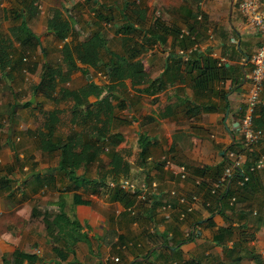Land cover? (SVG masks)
I'll return each instance as SVG.
<instances>
[{
  "label": "crops",
  "instance_id": "obj_1",
  "mask_svg": "<svg viewBox=\"0 0 264 264\" xmlns=\"http://www.w3.org/2000/svg\"><path fill=\"white\" fill-rule=\"evenodd\" d=\"M86 1L17 0L16 3L13 0H0V33L9 43L11 48L8 50H11V55H14V58H19L21 53L17 34L22 32L19 28L22 20H27L40 42L39 50L46 53L42 62H39L33 71L30 72L26 67L23 70L21 68L12 70L8 84L6 83L8 76L6 70L11 69V67L7 66L6 70L0 69V100L2 94L9 89L18 94L15 105L17 110H15L14 115L13 110L9 112L11 115L10 122H12V125L9 124L12 129L9 130L13 137L8 141V146L9 151H16L19 155L10 170L14 172L17 169L15 167H19L20 158L24 160V168L29 169L33 166L31 171L26 174L20 172L16 182L8 174L0 175V193L2 194V196L0 195V212L4 211V209L2 210L3 199L7 202L5 205L10 206L12 211L10 221L0 216L1 222L8 225L4 228L6 232L0 233V264H6L4 257L12 259V254L17 249L37 254L38 258L33 261L26 259V264H188L192 258L205 260L209 264H216L220 261H224L226 264H237V262H232V259H228L225 245L218 243L215 238L219 227L228 223L224 216L218 212L214 197L209 193L214 192V184L218 178L217 173H215L216 170H213V173L202 168H215L218 165L227 164V161L230 162L228 153L226 157L228 148L235 140L242 141L240 121L246 105L245 95L251 84L252 63L250 58L259 45L260 35L240 12L239 0H160L158 2V18L169 24L176 23L182 26L198 19L196 24L197 49L201 55L199 58L196 56V60L198 58L201 61L199 62L200 67L194 68L193 65H188L187 68L185 64L178 66L175 59L181 48L173 46L172 35L168 36L166 45L158 42L153 48L146 51L150 53L158 49V56L146 52L139 56L147 71L152 69L153 64L156 63L154 65L156 70L151 72V77L160 76L164 72L167 73L165 76L166 86L156 93L142 94L140 102L136 106H132V104L128 106L130 109L127 108L126 115H119L124 110H119L117 115L132 117L136 113V109H139L141 117L135 119L138 126L136 140L138 141L140 131H147L158 141V163L149 164L146 170L138 167L137 172L141 171V176L133 174L134 169L132 168V176H136L140 180L144 179L143 182L146 180H151L150 183L158 181V191H152L149 200L137 199L136 202L134 200L127 205V199L113 198L114 191L112 188L117 186H110L109 182L116 180L110 177H106L105 180L102 173H106V171L100 169L110 163L107 152L104 151L92 157L91 162L87 164L89 169L87 170L82 166L78 170L80 176L71 179L60 165V151L58 150L52 159L54 153L45 154L46 151L40 148L37 138L38 130L42 126L45 128L44 121L47 112L54 109H59L57 116L60 119L57 122L56 135L66 138L72 134V131L66 133L61 130L65 118H69V120L71 119L69 123L71 127L77 129L78 133L88 130L85 137L91 138L92 131L89 127L95 123V115L93 118L82 121V123L73 121L76 113L77 116L81 115L79 114L81 107H76L73 99L63 98L62 90L67 87L82 89L90 86L92 82L97 85L109 84L111 82L109 72L117 63V56L112 54L110 50L124 54L129 49V46H127L128 49L125 48L124 38L128 34L124 32H117L118 37L122 38V51L112 49L109 46L110 40L107 41L105 47H101L103 44L101 38L94 35L93 39L101 47L102 54L97 65H87L78 60V68L72 72L70 79L66 82L60 81L57 84L53 95L55 97H48L44 91L35 93V85L40 82L44 71V61L50 62L48 60L49 51L54 49L59 53L61 52L62 55V46L65 41L73 38V35L64 40L57 37L55 28L50 29L51 21L54 18L60 17L64 21H70L75 31H79L77 29L81 28L85 32L84 36L91 37L95 34L96 31H93L92 27H86L85 31L82 24L79 26L81 22L76 17L74 19L71 17V15H76L74 9L80 10V16L83 15L86 10L84 8ZM127 1L130 2V8H134L133 4L138 5L137 2H140V0ZM26 2L29 5V10L24 8ZM96 2L99 3L96 7H100L101 0H96ZM117 2L119 4V1ZM261 2L264 8V0ZM57 3H59L58 7L55 6ZM123 3L119 4L118 8L122 9L126 5L125 0ZM103 4L106 7L107 4ZM150 6L151 11L152 4ZM10 7H20L21 11L26 14L16 18L10 12ZM67 9H69L70 14L66 12ZM150 11L148 10V17L150 19L156 18L157 16L154 17ZM91 12L97 18L99 11ZM40 13L42 17L38 18ZM123 21L122 18L121 22ZM116 26L118 27L119 23ZM184 29H187V26ZM46 30L48 34H44ZM89 32L91 33L89 34ZM84 36L80 32L77 34L76 40H84ZM142 39L143 36L139 40ZM143 54L149 55L142 57ZM210 58H216L226 64L230 68L232 77L226 76V71L219 69L218 66L220 65L216 66L215 63H210ZM60 60L61 63L57 65L51 64L54 66L62 65L61 57ZM25 71L29 72V76L32 75V77L27 76ZM198 75L200 76L196 78ZM27 79L28 82H26ZM33 82L35 83L34 88ZM124 83L126 89L118 86L117 90L113 91L114 95H122L127 98L129 94H137L132 87L130 78H127ZM33 96H35V101L31 102ZM12 98L14 100L15 96L10 97L11 100ZM97 99L98 97L94 94L89 96V106H92L94 111H98L100 108L96 102ZM111 100L116 104L118 97H111ZM27 101H30L31 104H27ZM68 102L72 104L73 108L66 112V103ZM262 111H264V88L257 109V117H263L262 129L264 130ZM6 114L0 112V118L7 119ZM100 117L106 120L109 119L110 114L101 112ZM41 120L43 123H40ZM238 121L239 124L237 125ZM126 122L119 117L113 118L109 136L112 134L118 136H113L110 139L113 144L106 145V151H110L114 147L123 148L119 142L130 140L127 129L121 128V124L125 125ZM128 125L132 126L131 124ZM11 132L5 131L6 136H8L6 138H9ZM4 134L2 131L0 137ZM96 136L99 138L98 133ZM115 138L120 141L117 143ZM4 140L1 139L0 142H4ZM106 140L109 139L106 138ZM30 142L37 145L41 155L45 158L28 162L26 156L28 158L29 154L25 151L30 148ZM263 144L264 138L255 148L261 149ZM98 145L100 144L97 143L96 146ZM21 147L25 149L21 151ZM0 148L3 149L2 145ZM105 153L108 161L100 157ZM168 160L174 166L185 165L189 172L188 178L174 174L167 165ZM53 161L57 163L53 164ZM38 165L43 169H37ZM35 170H41L40 173H37L40 175L35 177L32 176L34 174H30ZM99 170L102 173L99 174ZM258 170L264 176V169ZM48 172L50 173L49 176ZM59 172H65L66 175H61L59 179L56 175ZM83 179L89 181L90 184L84 183ZM97 180L99 182L105 180L108 183V188L100 187ZM58 182L63 183L65 189H59L56 198L51 199L50 197L44 205L40 204L39 207L44 211L49 207L56 213L63 208L67 214V220L62 221L65 223H61L64 226L62 230L69 232V235L65 234V238L69 240V248L72 252L65 260H62L55 251L56 243L49 239L43 216L32 215L34 207L39 205V201L35 198L41 194L44 197L45 193L51 189L50 186H56ZM76 194H81L82 199L90 200L89 203L75 202ZM193 194H197L200 199L193 212L189 213L185 222L175 221V218L179 216L180 207L185 208V205L179 202L180 197L183 195L191 197ZM71 198L73 201H69ZM257 198H264V190L258 192ZM165 202H173L175 205L171 219L164 217L163 204ZM23 203L32 204L28 207H21ZM255 205L258 207L257 209H254ZM259 205L260 201L252 203L250 199L239 202L236 211L240 213L235 215V224L241 221L240 216L245 214L247 210L253 211L255 214ZM129 209L134 210L136 215ZM242 211L244 212L241 213ZM196 223L199 228L198 235L192 240L184 242L183 237L188 236L192 225ZM263 225L255 232V226L250 223L248 232L245 234L247 238L245 242L246 245L255 248L257 255L254 257L251 254L245 255L239 264H264V241H262L260 232ZM177 226L180 227L179 230ZM35 227H38L39 230ZM29 239L32 243L38 239V245L29 246ZM232 244V240H229L228 246H232ZM171 249L175 250L173 256L170 252ZM8 253L11 255L7 256ZM115 256L120 259L115 261Z\"/></svg>",
  "mask_w": 264,
  "mask_h": 264
},
{
  "label": "trees",
  "instance_id": "obj_2",
  "mask_svg": "<svg viewBox=\"0 0 264 264\" xmlns=\"http://www.w3.org/2000/svg\"><path fill=\"white\" fill-rule=\"evenodd\" d=\"M35 1V0H34ZM87 0L86 3L90 4L95 11H99L97 14L98 30L91 37L87 36L84 40H76L77 34L79 31H75L70 21H64L62 18L53 19L52 26L56 30L57 37L60 40H64L70 35H73V38L66 40L62 46V65L54 66L48 61H44V71L42 78L38 84L35 85V93L38 91H44L48 97H55L54 92L56 91L57 84L62 81L66 82L70 79L72 72L78 68V60L87 65H97L100 59L102 58L101 47H105L108 41V37L105 32V27L102 25V21H109L112 23L114 17L117 14L116 12L120 10V16H123V22H119L118 28L119 32H124L128 34L124 38L125 48L129 46V49L126 50V53L119 54L117 52H110L117 56L116 65L113 66L109 75L111 77V82L106 85H97L92 82L88 87L82 89H70L64 88L62 90L63 98L73 99L75 101L76 107H81L80 117L77 122L82 123L87 118H93L95 115L96 121L93 125L89 127L92 131L91 138L85 137L88 130H83V132L78 133L77 129L72 131V134L69 137L63 138L55 134L57 129V122L60 119L57 116L59 109H54L47 112L46 120L44 121V127L38 130V142L40 147L44 151H49L54 153L55 151L61 152L60 165L68 173L71 179H76L79 174L78 170L85 165V168L88 170L89 167L87 164L91 162V158L99 155L102 152H107L110 157V163L105 165L101 170H105L106 173L104 178L110 177L116 181H119L123 178H130L132 163L129 159V156L133 153L132 149H122V148H112L110 151H106L105 146L111 143L110 139L118 135L112 134L109 136V131L111 130L110 125L113 122V118L119 117L117 112L119 110H124L129 108L128 106H136L141 99L142 94L156 93L159 89H163L166 86L165 76L167 73H163L160 76L151 77V72H154L155 64H153L152 69L149 71L146 70L145 65L142 59L139 58L143 52L148 51L150 48H153L158 42L166 45L167 38L169 35L173 36V46L180 47L183 52L178 53L175 63L179 66L185 64L188 68V65H193L200 67L199 56L201 55L197 49V31L196 24L198 19L194 22H188L182 26L172 23L169 24L165 20H161L158 16L154 19H150L147 15L149 10V5L145 0L137 2L138 5L133 4L134 8H130V2L126 1V5L122 9L118 8L119 4L110 5L109 12L102 11L100 7H105L103 3H100V7H96L99 3L96 0ZM136 1V0H134ZM24 8L29 10V5L26 2ZM26 10V11H27ZM38 12V11H37ZM26 13L22 12L21 9L14 10V17L20 18L21 15ZM116 25V24H115ZM187 26V29L184 27ZM21 33L17 37L20 41V51L19 58H14V55H11L8 50L10 47L7 40L2 37L0 33V69H5L7 66H10L11 69L7 71L6 83L8 84L11 76L10 73L12 70L21 68L23 70L25 67L29 71H33L35 66L39 63V60L35 58L37 51L39 50V40L34 34L33 30L30 28L27 20H22L19 24ZM139 31V35L143 36L142 40L134 37V33ZM97 35L101 38L103 44L101 47L93 39V36ZM191 50V51H189ZM148 53V52H146ZM175 53V52H174ZM42 59H44L45 52H41ZM32 56L34 58H32ZM158 56V54H157ZM196 56H198L196 60ZM155 62V61H154ZM210 63H215L219 69L226 71V76L232 77L230 68L226 66L223 62L217 60L216 58H210ZM220 62V63H219ZM158 63V62H157ZM198 75L196 78H198ZM127 78L132 80V87L135 89L137 94L127 96V98L122 95H114L113 91L117 90L118 86L124 87L126 89V84L124 83ZM15 97L17 93L15 92ZM94 94L98 97L97 104L100 108L98 111H94L89 102V96ZM124 94V93H121ZM112 97H118V102L114 104L111 100ZM14 101V100H13ZM11 103V102H10ZM15 103L12 102L11 106L13 107V115L15 114ZM27 104H31L30 101H27ZM130 109V108H129ZM131 111V110H130ZM101 112L110 114L109 119L103 120L100 117ZM136 112L139 113V109H136ZM112 114V115H111ZM264 111H262V115ZM8 119H11L10 113L6 114ZM102 119V120H101ZM125 121L124 118H121ZM135 119H139L136 117ZM255 125L259 128L263 127V117H255ZM101 122V123H100ZM100 123V124H99ZM142 126V124H141ZM45 129V130H44ZM97 131V132H96ZM98 133L99 138L96 136ZM56 137V141L53 138ZM108 138L109 140H106ZM113 142V141H112ZM99 143L100 145L96 146ZM138 144L140 147L139 151V160L137 164L142 168L146 169L150 159L154 154V149L158 144L153 137L147 131H140L138 135ZM262 144V143H261ZM247 148V149H246ZM231 150H237L240 153H244L246 159L244 161L242 168H235L231 176V180L225 186L219 188L215 193L209 189V193L214 197V203L217 207V210L220 214L224 216L227 224H224L219 227L217 233L215 234L216 241L218 243H223L225 245V250L227 252L228 259H232V262H239L243 259L245 255L251 254L253 257L256 256V250L254 247L246 245V236L248 232L250 223L255 226L254 231L264 224V198L258 199V192L264 190V176H262L259 170L252 169V166L256 164L257 160L264 154V144L261 146V149H257L254 146L248 148L243 146L241 142L235 140V142L228 148L227 153ZM246 150V152H245ZM218 165L217 167H204L202 169L211 171L216 170L217 177L220 178L228 165ZM214 173V172H213ZM248 176L249 179L245 181V177ZM216 177V178H217ZM217 178V179H218ZM104 180V182H106ZM98 181V180H97ZM96 181V182H97ZM241 181H245L243 184ZM101 183L98 181V184ZM114 191V199H127V205L137 201V194L131 193L125 189L120 188L119 186L112 188ZM154 195V194H153ZM152 196V195H151ZM150 196V197H151ZM156 196V195H155ZM251 200L252 203L260 201L258 211L253 214V211L247 210L245 214L240 216L238 224H235V215H237L236 207L239 206V202L245 200ZM90 200L82 199L81 194L75 195V202L89 203ZM249 207V206H247ZM131 209V208H130ZM129 209V210H130ZM134 215L136 213L134 210H130ZM242 211L241 213H243ZM240 213V212H239ZM238 213V214H239ZM231 214V215H230ZM34 216H43V220L46 224L47 234L49 239L56 243L54 247L58 256L62 260L67 259L69 254L72 252L69 248V240L65 238L66 235H69V232L62 230L64 226L62 221L67 220V214L64 209L61 208L57 213L46 209L45 211L39 206L34 207L33 214ZM187 219V217H186ZM186 219L182 220L175 218V221L185 222ZM210 219V218H209ZM208 219V220H209ZM62 222V223H61ZM197 224V223H196ZM179 226L177 229L179 230ZM198 230L191 232L188 236L183 237V241H189L195 238L198 235ZM66 234V235H65ZM175 237V235H174ZM232 240V246H228V241ZM178 250V248H176ZM172 256L175 254V250L171 249L170 251ZM38 258L37 254L25 252L23 250L17 249L12 254V259L4 257L6 264H26L25 260L33 261ZM188 264H209L205 260L198 258H192L188 261ZM216 264H226L224 261L217 262Z\"/></svg>",
  "mask_w": 264,
  "mask_h": 264
},
{
  "label": "rangeland",
  "instance_id": "obj_3",
  "mask_svg": "<svg viewBox=\"0 0 264 264\" xmlns=\"http://www.w3.org/2000/svg\"><path fill=\"white\" fill-rule=\"evenodd\" d=\"M9 1H12V0H9ZM13 1H17V0H13ZM90 1V4L92 3V1L91 0H89ZM108 1V2H107ZM112 1V0H111ZM109 1V0H101V3L103 2V3H105V4H107L106 5V7H100V9L102 10V11H106V12H109V8H110V4L112 5V4H117L118 2L117 1H119V4H122L123 3V0H114V1ZM140 1H142V0H140ZM146 2H147V4L149 5V11H150V8H151V6H150V4H152V10L150 11V14H152L153 13V16L154 17H156V16H158V2L160 1V0H145ZM81 2H83V1H81ZM17 3V2H16ZM13 4H15V3H13ZM90 4H87L86 3V5L84 6V8H86V10L84 11V13H83V15L82 16H80L81 14H79V11L80 10H77V9H74L75 10V14L76 15H71V17L74 19L75 17H76V19L79 21V22H81L80 24H79V26H81V24L84 26V29H85V31H86V27L87 28H91L92 27V29H93V31H96V30H98V22H97V18H96V16L95 15H93V13L91 12V11H95L94 10V8L90 5ZM124 4V3H123ZM16 6V5H15ZM56 7H58L59 6V3H57L56 5H55ZM88 7H90V8H88ZM120 7H122L121 5H120ZM73 8V7H72ZM19 10V9H21L20 7L18 8V7H10L9 8V10H10V12L12 13V15L14 16V10ZM42 10V9H41ZM49 10H50V8H49ZM68 11H66L68 14H70L69 13V9H67ZM91 10V11H90ZM48 11V10H47ZM51 11V10H50ZM117 14H115L116 16L114 17V20L112 21V23L111 22H109V21H102V25L105 27V32H106V35L108 36V40H110L109 41V46L112 48V49H114V50H116V51H122V38H119L118 37V28H116L117 26L115 25V24H118L119 22H121L122 21V17L120 16V14L118 13V11L116 12ZM119 15V16H118ZM118 16V17H117ZM42 17V14L40 13V15H38V18H41ZM73 19H71L72 21H73ZM19 20H21V19H19ZM44 21H45V19H44ZM116 21H118V23H116ZM37 23V22H36ZM35 23V24H36ZM52 24H53V22H52ZM116 26V27H115ZM50 29H54V27L53 26H51L50 27ZM77 29V28H76ZM77 30H79L81 33H82V36H84V34H85V32L81 29V28H78ZM91 32H89V34H90ZM36 34V33H35ZM44 34H48V32H47V30L44 32ZM87 36H84L83 38H86ZM134 37L135 38H138V39H140V38H142V36H141V34L139 35V31L138 32H136V33H134ZM82 38V37H81ZM41 50H39L37 53H36V56H35V58H37L38 60H39V62H42V54H41ZM149 53V52H148ZM149 54H151V55H154V54H158V49H157V51H153V52H150ZM149 54H143V56L142 57H145V56H148ZM60 57H61V59H62V55H61V52L59 53V51H55L54 49H52V50H50L49 51V53H48V60L50 61V63H52V64H55V65H57V64H59V63H61V60H60ZM32 58H34L33 56H32ZM44 69V68H43ZM31 72V71H30ZM25 73H26V75L27 76H29L30 75V73L29 72H26L25 71ZM40 76V75H39ZM30 78L32 77V75L31 76H29ZM30 78H29V80H30ZM36 78V77H35ZM34 78V79H35ZM28 79L26 80V82H28L29 81ZM84 80H85V78H84ZM25 82V83H26ZM19 83H21V82H19ZM34 82H33V88H34ZM32 88V89H33ZM5 89V88H4ZM12 91H14V90H12ZM10 89L9 90H7V92H5L4 94H2V101L0 102V112H5V113H9V112H11V110H13L14 109V105H13V107L11 106V104H12V102H13V98H12V100L10 99V97H12V96H15L14 94L15 93H13ZM18 95V94H17ZM6 96H7V98H6ZM112 97V96H111ZM15 101L17 100L16 99V97H15V99H14ZM11 102V103H10ZM73 107H72V104L70 103V102H68V103H66V112L67 111H69V110H71ZM15 110H17V108L15 107ZM120 112V111H119ZM119 112H117V113H119ZM127 112H128V110L127 109H124V111H122V112H120L119 113V115H126L127 114ZM79 114H80V111H79ZM79 117L80 116H77V113H76V115H75V117H73V121H78L79 120ZM136 117H141L140 115H139V113L138 112H136V113H134L133 114V116L132 117H129V116H124V117H121V118H124L125 119V121H127L126 123H125V125L124 124H121L122 125V127L121 128H123V129H127V135H129V141L128 142H126V140H124V141H120V140H118V138H115V141L118 143V141H120L119 143H121V146H123V148L122 149H129V148H131L132 149V151H133V153L129 156V159H130V161H131V163H132V168L134 169V172H133V169L131 170V176H130V178H128L130 181H132V182H136V183H142L143 182V180H140L139 178H137L136 176H132V172H133V174H137V175H139V176H141L140 175V172L138 173L137 172V169H138V167H140L138 164H137V162H138V158H139V151H140V148H139V144H138V141L136 140V138H137V134H136V131L138 130V126H137V121L135 120V118ZM71 120V119H70ZM70 120H69V118H65V121H64V123L62 124V128H61V130L63 131V132H69V131H74L75 130V128H73V127H71V125L69 124L70 123ZM123 120V119H122ZM11 121V119H3V118H0V134H1V132L3 131V134L5 133V131H7V132H11L9 129H12V127H10L9 126V124H11L12 125V122H10ZM124 121V120H123ZM130 121V122H129ZM37 123H38V121H37ZM40 123H43V121L41 120V122ZM128 124H131L132 126H130V125H128ZM140 124V123H139ZM41 126H42V124H41ZM140 126V125H139ZM34 127V126H33ZM43 127V126H42ZM73 128V129H72ZM153 130H154V128H153ZM13 131V130H12ZM57 132L55 131V134H56ZM6 134L7 133H5L4 134V136H2V137H0V141H1V139H5L4 140V142H0V145H2V148L3 149H1L0 148V175L1 174H8V176L10 177V178H12V180L13 181H17L18 179H19V176L18 175H20V172H22V173H24V174H26L27 172H29V171H31V169H32V167L33 166H31L29 169H26V168H24V166H23V162H24V160L23 159H21L20 157V159H19V167L17 166V167H15V168H17L14 172H13V170H10V168H11V166L13 165V162H15V160L17 161V156L19 155L18 154V152H16V151H9V146H8V141L9 140H11L12 139V132H11V134H10V136H9V138H6V137H8V136H6ZM158 135V134H157ZM156 137V136H155ZM53 140H55L56 141V137H54L53 138ZM258 143H256L255 145H254V147H256V145H257ZM30 148L27 150V151H25V153H28L29 154V157L27 158V156H26V159L28 160V162L30 161V160H35V159H39V158H41V160H42V158H45L44 156H42L41 155V151L39 150V148L37 147V145L36 144H34L33 142H30V146H29ZM41 148V147H40ZM25 148H23V147H21V151H23ZM42 149V148H41ZM247 149V148H246ZM43 150V149H42ZM49 151H46L45 152V154L46 153H48ZM154 154H153V158L152 159H150V161H149V163H148V165L150 164H152V165H154V164H157L158 163V144H157V146L155 147V149H154ZM245 152H246V150H245ZM57 153V151H55L54 152V156L52 157V159L56 156L55 154ZM60 154H61V152H60ZM51 156V155H50ZM100 157H103V160H105V161H108V157H107V154L105 153V154H102ZM97 158V157H96ZM95 158V159H96ZM13 159H14V161H13ZM56 161H53V164L55 163ZM44 163V162H43ZM47 163V162H46ZM57 163V162H56ZM18 164V163H17ZM40 164H42V163H40ZM84 167H85V165H84ZM14 168V167H13ZM38 168H42V167H39V165H38V167H37V169ZM141 168V167H140ZM22 169V170H21ZM43 169V168H42ZM104 169H105V167H104ZM142 169V168H141ZM140 169V170H141ZM146 170V169H145ZM99 174L100 173H102L100 170H99V172H98ZM38 175H40V174H34V175H32V176H38ZM50 175V173L48 172V176ZM57 175V178H59L61 175H63V176H65L66 174H65V172L63 173V172H59V173H57L56 174ZM47 176V177H48ZM103 176H105V174L103 175ZM143 177V176H142ZM60 179V178H59ZM82 179V178H81ZM84 183H89V181H87L86 179H83L82 180ZM146 181H151V180H146ZM90 184V183H89ZM99 186L101 187H103V188H108V183H106V182H101V183H99ZM51 187V189L49 190V191H47L46 193H45V196L44 197H42L43 195L41 194V196L39 195V196H37L35 199H37V201H39V205H37V206H41V205H44L45 203H46V200H48L50 197H51V199H54V198H56L57 196H58V194H59V189H65L64 187H65V185L63 184V183H59L58 182V184H56V186H53L52 187V185L50 186ZM0 195L2 196V194L0 193ZM69 201H73V199L71 198ZM5 203H6V205H7V202H6V200L5 199H3L2 200V210L4 209V211L1 213L0 212V216H2V217H4V218H6L7 220H11V207L10 206H6L5 205ZM32 204V203H31ZM31 204H28V203H23V205H21V207H28V205H31ZM37 204V203H36ZM41 204V205H40ZM71 206V205H70ZM29 207H31V206H29ZM258 207H257V205H255L254 206V209H257ZM47 209H50L49 207H47ZM5 226H8V225H5V224H3V222H1V218H0V233H4V232H6L5 231ZM35 229H38L39 230V228L38 227H35ZM261 229V238H262V241H264V225L260 228ZM38 230L36 231L37 233H38ZM30 240V239H29ZM25 241V240H24ZM23 242V241H22ZM38 243H39V241H38V239H36L35 240V242L34 243H32L31 242V240H30V242H29V246H37L38 245ZM11 255V253H8L7 254V256H10Z\"/></svg>",
  "mask_w": 264,
  "mask_h": 264
},
{
  "label": "built area",
  "instance_id": "obj_4",
  "mask_svg": "<svg viewBox=\"0 0 264 264\" xmlns=\"http://www.w3.org/2000/svg\"><path fill=\"white\" fill-rule=\"evenodd\" d=\"M238 6L245 19L255 27L260 35L259 45L250 58L252 63V71L250 74L251 84L245 95L246 105L243 109L240 121V131L242 134L241 143L243 146L250 148L264 138V130L257 127L254 120L261 100V92L264 88V8L262 7L261 0H239ZM180 52L183 51L181 50ZM228 156L231 161L226 166L224 174L216 180L213 189L214 192L230 182L234 169L242 168L243 161H245L246 158L244 153H240L237 150L229 151ZM167 165L174 174L180 175L182 178H188L189 172L185 165L174 166L170 160L167 161ZM252 169H264V154H262L256 164L252 166ZM248 179L249 177L246 176L245 180ZM241 183L243 184L244 181ZM109 184L110 186H119L131 193L137 194L138 200L142 201L149 200L152 191H158V181H153L152 183L144 181L141 184H138L129 179H122L120 181H110ZM199 200L197 194H193L191 197L185 195L181 196L179 202L184 204L185 208L182 209L180 207V219H186L189 213L193 212L195 205ZM174 208L175 205L173 202H165L163 204V212L166 219H171ZM197 226V224L192 225L188 235L191 232L198 230L199 228ZM119 259L118 256L114 257L115 261H118Z\"/></svg>",
  "mask_w": 264,
  "mask_h": 264
},
{
  "label": "water",
  "instance_id": "obj_5",
  "mask_svg": "<svg viewBox=\"0 0 264 264\" xmlns=\"http://www.w3.org/2000/svg\"><path fill=\"white\" fill-rule=\"evenodd\" d=\"M31 102H34L35 101V96H33L30 100ZM239 124V121L237 122V125ZM41 170H35V171H32L30 172V174H37V173H40Z\"/></svg>",
  "mask_w": 264,
  "mask_h": 264
}]
</instances>
